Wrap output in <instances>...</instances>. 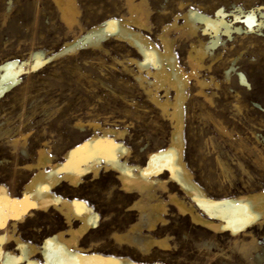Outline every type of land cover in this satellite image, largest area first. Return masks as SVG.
<instances>
[{
	"label": "rangeland",
	"instance_id": "obj_1",
	"mask_svg": "<svg viewBox=\"0 0 264 264\" xmlns=\"http://www.w3.org/2000/svg\"><path fill=\"white\" fill-rule=\"evenodd\" d=\"M75 1L80 10V26L70 30L64 25L54 0H0V67L7 62L16 61L17 64L14 68L17 83L0 95V177L3 179L0 185L13 192L16 198L20 197L27 177L24 176L27 172L21 168L35 163L39 148L45 147L53 157L59 158L79 138V141L84 139L80 134L89 136L93 133L88 128L78 130L77 121L126 129L124 143L131 149L132 164L142 159L138 164L143 165L149 150L164 148L169 142L171 124L153 108L136 82L134 73L138 69L128 60L140 57L127 43L108 37L102 48L80 47L76 52L56 56L64 50L66 42L81 34V29L86 31L110 17L122 18L129 14L125 0ZM147 1L151 14L146 34L160 48L156 35L189 6L208 16H214L222 8L230 23L244 28L240 10L244 13L253 10L257 24L263 22L264 25V0ZM181 5H184L183 9ZM235 15L240 19L236 21ZM262 31L264 33V28ZM200 33V38L208 42V35ZM170 35L175 39L179 63L189 73L186 57L196 38L192 40L177 31ZM222 40L224 42L213 51L221 56L215 60L206 59V66L211 67L199 72L200 78L211 83L207 92L214 94L213 104L196 95L197 86L192 79L185 107L186 163L195 181L213 198L264 191V36L252 33L245 38L244 34H233L232 39L223 36ZM40 52L43 63L35 67L36 54ZM232 66L227 80L226 72ZM239 72L245 75L249 86L240 83ZM3 74L0 69V78ZM21 134L28 135L25 144L28 153H22L19 146L12 156L9 141ZM218 157L228 171L219 168ZM108 174L102 171L97 179L88 176L78 189L64 183L59 187V193L69 195L68 198H85L102 213L101 217L117 215L124 218L130 213L117 208V204L132 200L124 202L123 193L113 179L115 176L112 172ZM157 192L167 199L166 194ZM109 204L116 207L109 210L106 207ZM171 211V224L167 229H160L158 237L172 236L170 243L174 250L158 254L162 263L264 264V223L248 228L247 234L241 233L238 237H232L230 233L217 236L194 226L188 218H181L175 209ZM50 222L61 225L63 219L53 210L49 214H34L23 231L27 237H35L37 234L33 229L40 225L46 229ZM106 230L102 225V236ZM252 237L257 240L259 249L240 248ZM258 254L263 258H257Z\"/></svg>",
	"mask_w": 264,
	"mask_h": 264
},
{
	"label": "bare ground",
	"instance_id": "obj_2",
	"mask_svg": "<svg viewBox=\"0 0 264 264\" xmlns=\"http://www.w3.org/2000/svg\"><path fill=\"white\" fill-rule=\"evenodd\" d=\"M125 1L129 12L127 17H110L86 31L81 29V34L73 41L66 42L64 50L56 56L76 52L80 47L102 48L108 37L127 43L140 57L128 60L138 69L134 73L136 82L146 93L153 108L171 124L169 142L164 148L149 150L143 165L138 164L142 159L137 164H132L131 149L124 143L126 129H117L110 124L102 126L92 121H77L75 126L78 130L85 131L88 128L93 133L89 136L80 134L84 139L79 141V138L61 157L55 158L47 148L38 147L35 163L21 168L27 172L24 175L27 177L20 197L16 198L13 192L10 193L0 185V264H164L158 259V254L167 253L174 248L170 243L172 236L158 237V234L162 231L160 229L171 224L169 216L172 208L181 218H188L194 226L217 236L230 233L232 237H238L241 233L247 234L248 228L264 223V191L213 198L195 181L185 159V107L190 81L193 79L197 86L196 95L213 104L214 94L207 92L211 83L199 76L200 71L211 67L206 66V59L215 60L221 56L215 55L213 51L219 43L224 42L223 36L232 39L233 34H244L246 38L249 34L257 33V36L263 37V22L257 24L253 10L248 13L240 10L244 17L242 22L246 25L244 28L230 23L222 8L214 16H208L189 6L156 35L161 43L160 48L146 34L151 14L148 1ZM54 2L68 29L80 26V10L75 0ZM234 19L237 21L240 17L235 15ZM173 31L192 40L196 38L186 57L189 73L179 63L174 49L175 39L170 35ZM200 32L203 36L208 35V42L200 38ZM41 55V52L36 54L35 67L43 63ZM15 62H7L0 67L4 71L0 78V95L17 83ZM232 70L233 66L226 72L227 80L230 79ZM237 75L241 84L249 86L242 72ZM211 80L213 82V78ZM27 136L21 134L9 141L12 156L19 146L22 153H28L25 148ZM217 163L223 172L228 171L221 158H217ZM102 171L113 173L117 188L123 193L124 202L132 200L131 203L117 204V208H124L126 213H130L124 218L115 213L111 218H107V215L101 217L102 213L85 198H68L69 195L59 193L62 184L78 189L88 176L97 179ZM158 190L166 194L167 199H163ZM107 206L109 210L116 207L115 204ZM50 210L57 212L63 219L62 224L50 222L46 229L40 225L36 230L33 229L37 234L35 237H27L23 229L29 218L34 214H49ZM102 225L108 229L104 236L100 231ZM242 247L256 249L257 240L252 237L249 243H244L240 248ZM257 258L262 259L263 255L258 254Z\"/></svg>",
	"mask_w": 264,
	"mask_h": 264
}]
</instances>
